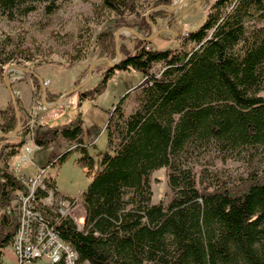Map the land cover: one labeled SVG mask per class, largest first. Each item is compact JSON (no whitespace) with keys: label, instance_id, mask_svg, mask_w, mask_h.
Here are the masks:
<instances>
[{"label":"trees","instance_id":"trees-1","mask_svg":"<svg viewBox=\"0 0 264 264\" xmlns=\"http://www.w3.org/2000/svg\"><path fill=\"white\" fill-rule=\"evenodd\" d=\"M19 1L0 0V10L7 14ZM35 1H49L51 10L59 6L55 0ZM103 3L118 8L116 0ZM149 28L142 22L137 29ZM96 42L109 58L115 56L113 29L98 32ZM147 43L135 38L134 51L120 43L119 61L106 64L92 86L79 90V102L95 97L116 70L133 68L147 78L137 87L130 111L124 107L128 92L113 103L96 171L93 154L79 141L55 160L62 163L78 151V166L91 176L80 194L82 227L43 205L46 193L40 189L36 208L79 261L89 264H264V165L233 181L213 176L214 183L200 182L193 166L194 156L212 152L248 161L264 155V96L259 94L264 89V0H215L185 45L156 48ZM156 63L161 64L158 73L152 71ZM30 76L34 96L41 97L39 76ZM45 93L46 100L55 99ZM20 120L13 139L7 138L17 123L15 107L12 101L0 107L2 201L13 191L26 192L8 166L25 142L22 114ZM81 124L77 111L68 121L47 125L34 141L46 146L58 135L79 140ZM162 167L168 168L172 192L167 204L152 202L151 174ZM49 187L57 192L54 180ZM17 228L14 211L4 209L0 264Z\"/></svg>","mask_w":264,"mask_h":264},{"label":"rangeland","instance_id":"rangeland-1","mask_svg":"<svg viewBox=\"0 0 264 264\" xmlns=\"http://www.w3.org/2000/svg\"><path fill=\"white\" fill-rule=\"evenodd\" d=\"M214 1L116 0L118 8L115 10L105 6L103 0H55V2L59 3V6L51 10L49 1L20 0L11 12L6 14L0 10V104L3 103L2 98L7 99L6 105L12 101L8 85H10L14 93V98H17L20 102L15 86V82L20 79L30 78L34 90L36 87L30 75L39 76L38 71L45 73L49 70H55L60 73L58 77H61V79L62 77L68 78L71 74H76L79 71L74 86L69 89L73 93L84 86H92L100 78L104 66L108 64L105 58L115 60L117 52L120 53L121 58L123 54L120 51V43H123L130 51H134L136 49L135 38L140 36L148 41L147 46L150 47H181L185 45L183 42H185V37L189 31L199 27L205 20ZM157 10H161L163 13L158 15L156 14ZM154 14L155 21L151 19V15ZM142 22H147L150 26L147 32H140L137 29L142 25ZM107 28L113 29L115 44L116 46L118 44V48L115 46L116 54L113 58L105 55L96 42L97 33ZM117 30H121L118 40L115 36ZM186 46L190 47L191 43ZM1 60L4 61L1 62ZM160 67L161 64L156 63L152 67V71L158 73ZM131 69L133 70V68L128 69L129 72L126 70L115 71L117 75L115 74L116 76L109 82L105 93L98 99V106L102 107L103 112H107L109 109L111 111V100L113 99L114 101L116 98L118 100L120 96L127 92L130 95L124 101L126 111H130L135 105L136 89L147 78ZM89 70L88 79L81 84L87 77ZM39 79H42L40 81L41 97L33 94L36 99L31 105L42 101V86L46 88L48 82L41 76H39ZM259 94L264 96V89ZM65 97L58 105H50V107L58 106L62 108L68 103ZM57 98L47 101L53 102ZM46 106L49 107V105ZM75 106L77 112L79 109L77 105ZM72 110V108H67L61 115L60 121L66 120ZM79 112L81 111L79 110ZM88 113L85 110V114L89 118H86L84 125V140L90 143V152L95 160L93 171H96L100 162V158L96 154L104 148L106 142V136L103 133L106 117L104 115L96 116L91 112L90 114ZM21 114L22 112L20 117ZM37 116L36 113V122L38 120ZM35 134L36 131L30 132L29 140L33 141ZM13 137L10 139H13ZM26 139L28 138H25V142ZM57 144L61 145V143ZM68 144L70 146L69 150L76 146L71 143ZM27 147L33 152L35 150L34 147L38 146L37 144H34V147L27 144L22 146L23 153L16 155L15 157L17 158L13 157V160L15 159L13 164L10 161L12 158L9 159V170L13 168L20 156L25 154ZM32 152L30 153V160ZM75 152L70 153L62 163L56 164V157L52 159V162L48 161L45 165L51 166L53 163L56 165L52 168L50 167L47 173L52 174L56 178V185L63 195L76 199L72 217L65 215L73 222L76 219L77 221L80 219L84 220V209L81 204L80 194L91 180V176L87 174L86 169L78 166ZM48 153V150H43L33 154L32 158L36 162L42 163L45 160L44 155ZM194 158L193 166L200 182L203 178L204 182L214 183L213 176H218L220 181H233L245 176L249 170L260 168L264 165V155L250 161L241 157H224L213 152L204 156L197 155ZM24 174L27 176L26 173ZM201 175H204V177ZM199 185L201 186V183ZM151 188L152 202L167 204L172 196L168 184V168L162 167L152 172ZM17 194L18 191L16 190L10 194L6 201L0 199V213L4 209L7 210L8 207L14 211V214L17 212L19 205ZM56 194L59 197H63L58 192ZM48 207L54 210L59 208L56 203ZM14 260L11 249L7 247L4 250L1 264H15ZM33 264H47V261L41 258Z\"/></svg>","mask_w":264,"mask_h":264},{"label":"built area","instance_id":"built-area-1","mask_svg":"<svg viewBox=\"0 0 264 264\" xmlns=\"http://www.w3.org/2000/svg\"><path fill=\"white\" fill-rule=\"evenodd\" d=\"M45 103L38 101L31 105L30 111L23 119V130L25 138L29 139V131L36 130V113L39 108H44ZM34 147V146H33ZM37 148V147H34ZM30 148L25 149V154L15 162L10 171L25 187L26 192L18 191V209L15 212L18 218V228L14 235L12 243L8 246L15 258V264H33L38 259H45L47 263H55L63 260L65 264H89L86 261H79L78 253L72 246L63 240L53 227L48 223L43 213L35 206V192L40 189L46 195L40 199V202L48 207L52 204L58 205V210L62 217L70 215L74 211L76 199L72 197H59L56 192L49 187L51 178L47 176L49 165L38 167L31 176H26L22 172V166L30 161ZM49 208V207H48ZM11 212L9 207L6 210ZM75 218V217H74ZM82 220H74V223L80 229Z\"/></svg>","mask_w":264,"mask_h":264},{"label":"crops","instance_id":"crops-1","mask_svg":"<svg viewBox=\"0 0 264 264\" xmlns=\"http://www.w3.org/2000/svg\"><path fill=\"white\" fill-rule=\"evenodd\" d=\"M126 71L129 72V70H126ZM132 71H134L136 73H140L139 71H137L135 69H133ZM38 72L40 74L39 76H41L43 79L48 81L46 88H47L49 94L51 96H53L54 98H57L59 95H61L65 91H70L69 89H72V87L74 86L75 80L77 78V74L79 73V71H78L76 74H71L68 78L62 77V79H61V77H58L60 75V73L55 71V70H49L45 73L42 71H38ZM115 74L116 73H114L113 77H111L107 81L104 90L92 99L85 98L79 102V91H75L74 93L71 91L65 97V100H67L68 103L65 106H62V108H59L58 106L57 107H50V105H49V107L46 106L44 108H40L37 111V115H38L37 116V119H38L37 123L38 124L36 125L35 136H38L41 133L45 132L47 129V125H49V124L62 123V122L68 121L70 118H72L74 116V114L76 113V106L75 105L78 106V109L82 113V124H81L82 130H81V134L79 135V140H69V139H67L61 135H58L54 138L53 141H51L46 146L37 144L36 142H34V140L32 141V140L26 139V142L24 143V145L27 144V145H30L33 147L34 144L35 145L37 144L38 147L34 148L35 150L31 154L30 162H27L26 164H24V166L22 168V171L24 173H26L27 175H32L33 173L36 172V169L38 167L45 166L48 163V161L52 162L53 158L55 159L60 154L66 152L67 150L70 149V146L68 143L76 145V143L79 141L81 144L87 146L88 149L90 150V143L85 142V140H84V125H85L86 118H89L86 116L85 110L87 112H89L88 114H90V112H91L96 116L97 115H99V116L104 115L106 117V121H107L110 109L107 112H103L102 107L98 106V99L100 96L103 95V93H105V91L108 88L109 82L112 79H114V77L117 75V74L116 75ZM15 86H16V90L18 91L17 93H18L19 98H20L22 118L24 119L26 117V115L28 114V112L30 111L29 110L31 108L30 105L36 99L33 96V86H32L30 78L18 80L17 82H15ZM2 101H3V103L0 104V107H4L6 105L7 99L2 98ZM111 101H112L111 102V107H112L113 103L117 102V98L114 101H113V99ZM85 103H87V105H85ZM67 108H72L73 109L72 113L70 114V116L67 117L66 120L60 121L61 115L66 111ZM89 124H90V122H89ZM91 138H92V136H91ZM57 143H61V145H59ZM43 150H48L49 153L47 155H44L45 160L42 163H38L34 160V158H32V156H33V154H35L37 152H41ZM21 153H23L22 149H21L20 154ZM75 155L78 158V156L80 154L78 151H76ZM14 158H17V157H14ZM10 161L13 164L15 159L13 160V158H12ZM54 166H56V165H54V163H53L51 166L48 167V169L50 167L52 168ZM48 169H47V172H48ZM47 176H49L54 181L56 180V178H54V176L52 174L47 173ZM55 183H56V181H55ZM56 190L63 197H71V196L63 195L59 191L57 185H56Z\"/></svg>","mask_w":264,"mask_h":264},{"label":"water","instance_id":"water-1","mask_svg":"<svg viewBox=\"0 0 264 264\" xmlns=\"http://www.w3.org/2000/svg\"><path fill=\"white\" fill-rule=\"evenodd\" d=\"M120 31L121 30H117L115 32V36H116V39L117 40H118V35H119ZM116 47L118 48V44H117ZM120 56H121L120 53L117 52V58L115 60H108L107 58H105V59L108 61V64L109 65H114L115 63H117L119 61ZM89 75H90V70L88 71L87 77L81 82V84H83L84 82H86V80L88 79V76ZM41 80L42 79H40V81ZM8 86H9V89H10V93H11V97H12V102H13V105L15 107V113H16V117H17V123H16V126H15V129L12 132H10L9 134H5V136L7 138H11V137H13L15 135L16 131L19 129V126L21 125V120H20V112L17 109V104H16V101H15V98H14V93L12 92V90L10 88V85H8ZM45 89H46L45 86H42V91H43V93H42V101L45 103V105H51V106L52 105H58L61 102V100L70 92V91H65L55 101L48 102L46 100ZM0 135H2V134L0 133Z\"/></svg>","mask_w":264,"mask_h":264},{"label":"bare ground","instance_id":"bare-ground-1","mask_svg":"<svg viewBox=\"0 0 264 264\" xmlns=\"http://www.w3.org/2000/svg\"><path fill=\"white\" fill-rule=\"evenodd\" d=\"M30 132H32V131H29V136H30ZM80 220H82V219H80Z\"/></svg>","mask_w":264,"mask_h":264}]
</instances>
